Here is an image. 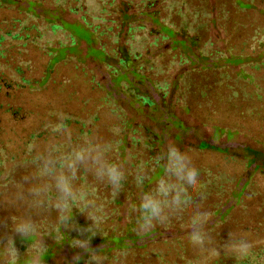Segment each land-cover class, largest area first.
Returning <instances> with one entry per match:
<instances>
[{
  "label": "rangeland",
  "instance_id": "obj_1",
  "mask_svg": "<svg viewBox=\"0 0 264 264\" xmlns=\"http://www.w3.org/2000/svg\"><path fill=\"white\" fill-rule=\"evenodd\" d=\"M105 1L96 12L86 11L69 0L57 5L52 0H0V17L4 13L22 17L27 25L43 34L42 40L52 42L44 56L34 49H29L26 55L31 69L29 76H38L41 66L47 63L44 81L34 89H26L18 99L31 114L29 125L39 127L49 109L72 112L78 117L96 112L98 120L91 126L95 142L104 144L112 132L123 128V133L118 131L116 135L119 142L115 153L110 151L112 157L108 155L107 159L114 160L125 173L124 184L114 202L87 200L70 208L69 227H74L71 229L59 222L56 208H43L29 198L32 197L30 190L41 186L43 180L26 175L19 183L0 191V242L6 243L16 221L31 218L43 231L27 239L15 237L20 264H27L29 258L37 256L41 264H224L223 260L229 256L224 253L223 245L229 233L233 238L243 236L252 244L264 239V148L258 138L264 132V115L257 118L254 113L250 114L252 107L264 108V69L248 70L264 54L227 56L225 60L223 57L205 59L200 53L203 47L208 50L203 46L205 40L218 45L216 39L222 41L234 35L235 28L225 25L226 19L234 17L245 25L247 15L253 18L254 14H240L230 0H194L198 9L208 12L211 9L212 15L220 20L223 15L225 26L222 31L207 25L195 33L180 26L179 18L168 13L170 10H161L159 16H168V19L156 24L136 7L138 0H131L130 5H126L127 0H113L111 5L109 0ZM94 4L91 2L90 7ZM68 5L73 9L69 10ZM86 23L90 26L88 31L83 26ZM110 26L111 32L100 35L101 30L106 31ZM115 34L118 37L114 41ZM195 36L198 45L194 46L190 39ZM238 37L239 32L234 41L240 42ZM129 38L132 40L128 43ZM120 48L136 56L125 67L112 57V50ZM5 60L8 56L0 58V65ZM89 77L99 83L102 93L89 87ZM101 95L108 98L115 114H110L109 108L99 100ZM257 95L262 98L257 100ZM143 97L149 105L141 103ZM133 130L140 132L139 142H134L139 136ZM146 130L160 140L156 146L157 157L167 145L175 144L190 157L193 167L207 164L212 168L219 164L227 175H232L239 168L238 163L228 161V156L234 155L246 162L244 172L233 181L228 177L226 192L208 190L196 198L191 193L192 206L181 215L143 231L137 222L136 209L141 194L155 188L161 177L159 167L148 171L141 168L131 176L127 171L130 164L135 167L138 160L146 158L142 151ZM203 145L205 149L199 151ZM86 171L91 177V186H99L98 197H107V191L100 185L109 184L98 180L92 171ZM134 175H145L147 186H135ZM111 210L113 213L106 219L97 217V212ZM196 210L211 214L204 225V231L211 238L206 247L218 249L219 258L189 243L190 218ZM90 216L96 218L94 227L90 234L81 236L79 229L92 224ZM88 236L89 249L74 245V239ZM38 240L43 241L42 255L35 251ZM0 264H4L2 257Z\"/></svg>",
  "mask_w": 264,
  "mask_h": 264
},
{
  "label": "trees",
  "instance_id": "obj_2",
  "mask_svg": "<svg viewBox=\"0 0 264 264\" xmlns=\"http://www.w3.org/2000/svg\"><path fill=\"white\" fill-rule=\"evenodd\" d=\"M55 5L59 3L65 4L68 0H52ZM109 5L113 0H109ZM131 0L126 1L127 4ZM194 0H138L136 7L141 10L142 14L148 19L153 20L156 24L162 23L166 17H160L161 10H170L168 13L174 14L179 18V25L183 28H187L192 32H199V30L206 29L207 25L212 29H224V16L220 20L218 17L212 15V10L198 9L193 4ZM216 1V0H213ZM229 2L233 8L240 14L245 12H252L254 17L246 20V24H241L242 21L234 20V17L226 19V24L232 28L234 27V35L228 36L219 41L217 45L214 41L205 40L203 46H207L208 50L204 48L201 51L200 57L205 59L223 57L225 60L227 56L232 57H254L259 54H264V0H230ZM70 3H77L79 7H84L89 11L94 9L97 12L98 7L104 6L105 0H69ZM91 2H95L93 7ZM158 5L162 8L158 9ZM211 8H215L214 5ZM68 9L72 10L73 7L68 5ZM3 10V9H2ZM126 10H129L127 7ZM104 12L103 10H101ZM126 13V11H123ZM225 14V12H224ZM18 16V15H17ZM223 21V22H222ZM167 24V23H166ZM171 26V23H168ZM88 31L89 25L86 23L83 25ZM161 26V25H160ZM239 28V29H238ZM240 28L245 29L241 31ZM239 32L240 42L234 41L235 34ZM34 31V35L31 32ZM80 31V30H79ZM111 32V26L106 28V31L101 30L100 35L104 32ZM225 33V32H224ZM119 34V33H118ZM118 34L112 36L115 41ZM43 34L39 33L37 29L32 25H27L22 17H14V15L6 16L5 13L0 17V58L8 56V60H5L3 65H0V191L6 189L15 183H19L26 175L31 174L33 177L43 180V184L39 187L49 183L47 177L38 175V167L42 161L37 158L40 156H52L53 158H62L71 152L74 147H78L84 144L87 140H93L92 123L98 120V115L95 113H85L81 117L75 116L72 112L62 111L55 112L54 110H46V114L43 115L44 119L41 125L37 128H33L29 125L30 112L27 108L19 102V98L24 95L26 89H34L36 85L42 83L47 72V63L42 67L38 76H29L30 67L29 61L26 55L29 49L37 50L40 56L45 55V49L52 46V42L48 40H42ZM129 38L126 42H130ZM38 42V43H37ZM41 42V43H40ZM154 42V41H153ZM192 45H198V38L196 36L190 39ZM155 44V43H154ZM208 44V45H206ZM103 49V48H102ZM15 50L13 55H9L10 51ZM102 51V50H101ZM103 52V51H102ZM112 57H116L115 60L121 67H125L127 62L135 59L128 49L112 50ZM9 62V63H8ZM259 68L264 69V57L248 66L250 72L257 71ZM252 75V73H250ZM86 77V75H84ZM87 83L92 90H96L97 93H102L99 83L93 78H87ZM30 94L27 93V95ZM257 100L262 97L257 95ZM229 99V98H228ZM99 100L109 108L110 114H115L110 106V101L104 95H101ZM141 103L149 105L147 98H140ZM83 103H87L84 100ZM264 104V100L262 102ZM260 118L264 115V108L260 106L252 107L250 114H253ZM119 118V115L116 116ZM122 125V123H121ZM123 133V128L112 132V137L109 138L104 144L109 145L106 155L111 156L115 153V148L119 142L116 138L117 132ZM132 133L140 135V132L133 130ZM144 139L146 142L142 145V151L145 154V160H138V164L134 167L130 164L128 167L127 175L135 174L137 170L141 168L148 171L156 166L159 167V176L163 175V164H157L156 158L158 155L157 144H160V140L157 136L152 134L149 130L144 131ZM264 148V132H260L258 135ZM115 138V140H113ZM141 136L134 142H139ZM205 149V145L199 148V151ZM110 151L111 154H110ZM142 153V152H141ZM263 153V152H262ZM227 156V154H225ZM112 157V156H111ZM230 163H238L239 168L237 172L232 175H227L225 170L214 164L212 168L208 165H195L198 170L199 181L198 185L190 190V194H195V198L202 196V193L213 191H225L228 187H225L227 179L233 181L235 177H238L244 172L245 163L244 160L237 158L236 156H228ZM238 160V161H237ZM110 163H114V160H109ZM87 172L83 168L78 171L75 184L78 188L87 189L89 192L88 201L93 202L96 200L113 201L119 191H114L110 185L100 188L107 191V197L100 198L96 194L99 186H91V177L86 175ZM138 175H134L133 181L135 186L145 187L147 184L140 185L137 182ZM145 177V175H144ZM124 183L122 182V185ZM120 190V189H119ZM226 192V191H225ZM50 195H54V191L50 190ZM32 201L37 200L36 197H29ZM43 208L51 207L56 208L55 205L44 199L43 202L37 204ZM102 206V205H101ZM101 206L99 208H101ZM72 207H77L73 205ZM215 205H212L214 208ZM98 218L106 219L109 214L97 212ZM46 229V228H44ZM38 231H43V227H39ZM45 234V232H44ZM264 238V237H263ZM262 238V239H263ZM251 251L248 256L241 262V264H264V239L258 243H250ZM224 264H237L234 257L229 256Z\"/></svg>",
  "mask_w": 264,
  "mask_h": 264
},
{
  "label": "clouds",
  "instance_id": "obj_3",
  "mask_svg": "<svg viewBox=\"0 0 264 264\" xmlns=\"http://www.w3.org/2000/svg\"><path fill=\"white\" fill-rule=\"evenodd\" d=\"M109 145L95 142L92 139L84 144L74 147L70 153L62 158L52 156H40L37 159L42 161L38 167V175L47 177L48 184L42 187L34 186L30 190L33 197L38 198L34 202L39 204L47 199L53 203L58 211L59 222L66 228L72 220L70 208L73 205L87 203L89 192L87 189L78 188L75 184L77 173L81 168L90 170L94 176L109 184L114 191H119L122 182L125 180V173L121 167L115 163H110L107 159ZM156 163L163 164V175L159 178L153 190L143 192L140 196V203L137 207L139 212L138 225L141 230H150L155 223L165 224L173 217L181 215L186 209L192 206L193 200L190 190L198 185V170L191 165V159L180 151L175 144H169L166 150L156 158ZM137 182L144 183V176L138 175ZM50 190L54 195H50ZM210 213L196 210L190 218L189 243L193 248L207 251L209 255L215 254L217 258L220 251L216 248H207L211 243V238L204 231ZM95 217L90 216L91 226L79 229L83 236L91 233L94 227ZM38 232V225L31 218L19 219L15 222L12 235L6 237V243L0 242V257L4 264H20V256L16 248L15 237L27 239L35 236ZM89 236L85 239H74V245L82 250L89 249ZM43 241L36 242L35 251L41 255L44 252ZM223 251L227 256L234 257L237 264L248 256L251 251L249 241L241 236L233 238L229 233L228 241L223 245ZM27 264H41L39 256L29 258Z\"/></svg>",
  "mask_w": 264,
  "mask_h": 264
}]
</instances>
